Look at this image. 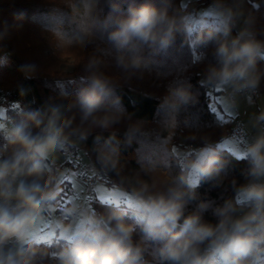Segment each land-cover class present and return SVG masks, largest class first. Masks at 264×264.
<instances>
[{
  "label": "clouds",
  "instance_id": "clouds-1",
  "mask_svg": "<svg viewBox=\"0 0 264 264\" xmlns=\"http://www.w3.org/2000/svg\"><path fill=\"white\" fill-rule=\"evenodd\" d=\"M50 2L66 6L80 21L77 44L91 42L98 30L107 33L115 66L125 80L150 71L151 61L145 52L166 51L177 35L183 36L190 48L214 42L216 62L202 70L199 83L219 95L222 111L234 112L239 97L256 94L264 79L259 67L264 61V40L256 37L253 17L245 15V0H213L207 9L196 13L175 7L170 0H161L159 6L151 0L140 4L133 0L126 16L113 15L118 4L107 0L112 11L103 18L101 0ZM241 19L244 27L233 36ZM51 35L56 39L60 34ZM205 58L198 54L195 63ZM103 65L101 57L83 62L86 75L74 99L60 89L61 99L70 100L67 108L49 103L43 115L21 108V118L2 129L0 264H147L144 258L153 244L158 245L157 264H264V107L253 115L251 125L256 132L251 141L247 130L226 133L217 142L204 135L199 147L188 145L175 154L169 148V158L179 173H164L162 184L153 179L155 169L145 165L127 176L117 126L126 125L123 142L127 145L147 134L144 123L133 122L121 104L117 84ZM20 71L31 79L38 68L29 63L21 65ZM190 87L169 85L158 109L170 121L195 99ZM73 108L79 115L75 126L76 117L65 116V110ZM96 131L100 134L94 139L93 167L111 181V187L103 185L107 195L99 199L105 211H96L82 196L58 206L63 173L50 167L55 153L80 145ZM104 132L110 135L105 138ZM226 156L247 161L248 167L242 170L246 182L235 186L234 196L222 205L200 201L187 211L202 183L213 188L223 185ZM140 173L152 178L145 180ZM210 209L214 223L204 218ZM41 230L57 241L55 251L43 246ZM138 232L140 239L135 240Z\"/></svg>",
  "mask_w": 264,
  "mask_h": 264
},
{
  "label": "trees",
  "instance_id": "trees-1",
  "mask_svg": "<svg viewBox=\"0 0 264 264\" xmlns=\"http://www.w3.org/2000/svg\"><path fill=\"white\" fill-rule=\"evenodd\" d=\"M196 1L200 5L213 3V0ZM132 2L133 0H116L118 8L113 15L126 16ZM143 2L144 0H135L136 4ZM151 2L159 6L161 0ZM170 2L175 7H182L181 0ZM244 6L248 15L253 17V23L257 24L255 30L258 37L264 40V0H245ZM100 9L101 18L112 11L107 0H101ZM79 29L80 21L73 16L70 9L63 5L57 7L50 0H0V106L5 108L4 120L7 124L21 118V108L24 112H39L41 115L49 103H62L67 108L70 100L61 99L60 89H64L74 99L83 86V77L86 75L83 62L92 57H101L104 70L117 84V95L121 98V104L131 114L133 122L144 123V132L147 134L137 137L131 145H127L123 142L126 125L117 126L125 175L133 176L145 165L155 169L153 179L162 184L166 179L164 173H179V168L169 158V148L175 154L188 145L201 146V136L207 135L213 142H217L224 134L232 133L230 124L218 118L211 110L210 97L199 83L202 70L207 64L216 62L213 56L214 42L190 48L184 43L183 36L177 35L166 51L145 52L146 58L151 61L150 71H146L142 77L125 80L122 71L115 66L114 48L107 39V33L98 30L91 42L80 45L76 42ZM53 32H58L59 37L53 39ZM232 34H237L235 27ZM198 54L206 56L199 64L195 63ZM61 60L72 61L73 70H60L58 66ZM29 63L35 64L38 71L31 79H26L20 67ZM259 67L264 70V61L259 63ZM174 83L190 85L195 99L182 107L175 114L174 120L170 121L169 117L159 111L158 105L167 94L169 85ZM260 84L264 90V79ZM65 116L76 117L74 126L79 123L75 108L71 111L65 110ZM98 134L99 131L93 132L83 142L90 164H94L95 153L92 149ZM109 135V132L103 133L105 138ZM3 143V131L0 129V144ZM225 159L228 163L221 173L223 185L213 188L209 183H202L196 190L197 199L188 204L187 211L195 209L200 201H211L213 206L222 205L225 200L234 196L235 186L246 182L242 170L248 167L247 161H237L230 156ZM140 174L145 180L152 178ZM111 179H115L114 174ZM101 180L111 187L108 177L101 176ZM90 204L98 212L105 211L97 199ZM204 218L215 222L211 209L205 213ZM127 222L134 223L132 220ZM134 239H140L139 232ZM56 243L54 241L43 246L55 251ZM144 259L147 264H157L158 245L153 244Z\"/></svg>",
  "mask_w": 264,
  "mask_h": 264
},
{
  "label": "rangeland",
  "instance_id": "rangeland-1",
  "mask_svg": "<svg viewBox=\"0 0 264 264\" xmlns=\"http://www.w3.org/2000/svg\"><path fill=\"white\" fill-rule=\"evenodd\" d=\"M211 4L208 5H200L197 3L196 0H181V6L188 8L193 13L199 12L201 10L207 9ZM245 8V6H244ZM245 15H248L247 9L245 8ZM244 27V20L241 19L237 25L235 26L236 33ZM257 24L253 23V30L256 33ZM257 39L260 40L256 33ZM73 62L72 61H65L61 60L58 68L64 72H70L73 70ZM207 91V90H206ZM210 97V108L211 110L217 115L218 118L221 120L228 122L230 124V128L232 129V123L236 119H240L244 129L247 130V139L251 141L254 137L256 130L252 128L251 121L254 114H258L261 107H264V90L261 87V84L258 89V96L253 97L242 94L238 99V107L235 109L234 112H229L227 110L222 111L219 106L220 97L218 94L214 92H208ZM5 108L0 106V129H4L7 125V121L5 119ZM232 134V133H231ZM71 149H76L78 154L81 157V163L84 166L85 172L87 174H96L99 176L100 180L94 187H88L84 183V176L82 173L72 167L69 163L68 154ZM50 167L53 171H59L63 173L61 177V185L63 188L62 194L58 199V206H63L69 201L71 198L75 197H83L86 203H91V201L100 198H103L107 195L106 189L103 187H110L107 186L103 180H101V175L96 172L93 164H90V160L88 156L85 154L84 144L81 143L78 146H72L65 148L63 150H58L55 153V159L51 162ZM78 178V179H77ZM74 191V192H72ZM55 211V210H54ZM56 215H59L58 212H55ZM42 241H45L44 244H49L56 240L49 238L48 234L41 230V235L39 237ZM45 264H51L50 261H45Z\"/></svg>",
  "mask_w": 264,
  "mask_h": 264
},
{
  "label": "built area",
  "instance_id": "built-area-1",
  "mask_svg": "<svg viewBox=\"0 0 264 264\" xmlns=\"http://www.w3.org/2000/svg\"><path fill=\"white\" fill-rule=\"evenodd\" d=\"M252 96L257 97L258 91L256 94H254ZM244 131H245V129H244V126H243L241 120L236 119L232 124V133H241L242 134ZM68 158H69V163L72 167L78 169L82 173V176L86 175L85 178H83L85 185L88 187H94L100 178L98 175H87L85 173V169H84L83 165L81 164L80 157H79V155L75 149H71V151L69 152Z\"/></svg>",
  "mask_w": 264,
  "mask_h": 264
},
{
  "label": "bare ground",
  "instance_id": "bare-ground-1",
  "mask_svg": "<svg viewBox=\"0 0 264 264\" xmlns=\"http://www.w3.org/2000/svg\"><path fill=\"white\" fill-rule=\"evenodd\" d=\"M233 124V123H232ZM76 150V149H75ZM71 151V150H70ZM77 151V150H76ZM78 153V152H77ZM69 155V154H68ZM79 155V154H78ZM79 157H80V155H79ZM80 162H81V157H80ZM82 164V163H81ZM84 167V166H83ZM86 174H87V172H85ZM87 175H96V174H87ZM84 178H85V176H84ZM100 180V179H99ZM99 182V181H98ZM72 192H74V191H72Z\"/></svg>",
  "mask_w": 264,
  "mask_h": 264
}]
</instances>
